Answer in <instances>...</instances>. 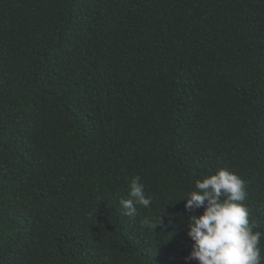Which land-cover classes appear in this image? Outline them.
I'll return each instance as SVG.
<instances>
[{
  "label": "trees",
  "instance_id": "16d2710c",
  "mask_svg": "<svg viewBox=\"0 0 264 264\" xmlns=\"http://www.w3.org/2000/svg\"><path fill=\"white\" fill-rule=\"evenodd\" d=\"M221 168L264 233V0H0V264H197Z\"/></svg>",
  "mask_w": 264,
  "mask_h": 264
},
{
  "label": "clouds",
  "instance_id": "9594fccd",
  "mask_svg": "<svg viewBox=\"0 0 264 264\" xmlns=\"http://www.w3.org/2000/svg\"><path fill=\"white\" fill-rule=\"evenodd\" d=\"M129 197L121 199L124 215L136 217L137 206L149 208L153 203L146 196L139 176L128 182ZM247 197L246 184L226 168L195 181V190L186 193L183 200L186 211L203 208L201 215H190L186 224L187 236L192 241L186 260L197 264H261L260 241L264 233L254 231L249 210L243 201ZM161 224V216L153 222L148 217L141 227L153 232Z\"/></svg>",
  "mask_w": 264,
  "mask_h": 264
}]
</instances>
